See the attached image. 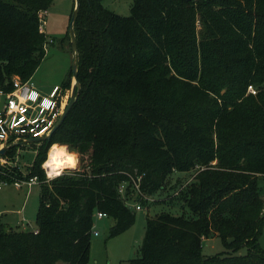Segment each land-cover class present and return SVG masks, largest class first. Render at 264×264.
Masks as SVG:
<instances>
[{
	"label": "trees",
	"instance_id": "16d2710c",
	"mask_svg": "<svg viewBox=\"0 0 264 264\" xmlns=\"http://www.w3.org/2000/svg\"><path fill=\"white\" fill-rule=\"evenodd\" d=\"M52 1L0 0L2 89L13 75L29 80L44 58L40 19ZM101 1H79V87L63 122L25 173L0 163V180L39 184L35 228L0 220V264H87L95 212L113 219L110 236L121 233L135 220L132 179L153 196L190 170L192 180L151 201L181 212H147L129 264H264V0H131L127 15ZM70 80L71 69L61 85ZM54 143L80 166L46 179ZM212 232L225 250L204 254Z\"/></svg>",
	"mask_w": 264,
	"mask_h": 264
},
{
	"label": "rangeland",
	"instance_id": "374dc122",
	"mask_svg": "<svg viewBox=\"0 0 264 264\" xmlns=\"http://www.w3.org/2000/svg\"><path fill=\"white\" fill-rule=\"evenodd\" d=\"M101 2L103 6L120 15H127L129 13L131 0H102ZM73 5L74 0H53L48 9L45 10L46 12L41 13V18L45 21L41 26L42 30L45 29L48 41L46 43L44 58L29 79L32 84L39 88L47 90L55 84L61 85L71 69V47L66 30ZM50 38L52 41H50ZM71 82L72 79L66 88L70 89ZM62 145L69 152L74 153L77 160L74 166L64 167L61 172L80 166L79 154L75 151L73 152L67 145ZM39 146L38 142L17 144L16 148L13 149V153L0 156V163L15 165L25 173L27 167L32 163ZM43 173L45 172L43 171ZM194 174L193 170L172 172L167 180L165 189L156 192L150 198L141 196L142 198H139V200L135 198L134 202V191V194H132L130 200H127V203L133 206L138 202L141 204V208L135 209L134 206L132 207L135 211V220L132 225L121 233L110 236L109 227L113 223V219L109 216L98 217L95 212L93 214V227L89 239L87 264H129V260L138 255V249L144 233L146 213L153 214L160 209L170 210L174 213L181 212L179 204H153L151 201L154 198L167 197L169 192H173L179 186L192 180ZM260 185L264 186V180L263 182L260 180ZM38 203V182L31 183L30 185L22 183L20 187H16L13 182L3 183L2 189H0V220L12 228L33 229L36 226L35 214ZM258 243L264 249V218ZM222 250H225V247L217 233L212 232L210 236L202 239V253L214 254ZM244 251L245 248L240 250L241 253Z\"/></svg>",
	"mask_w": 264,
	"mask_h": 264
},
{
	"label": "built area",
	"instance_id": "2783aa9c",
	"mask_svg": "<svg viewBox=\"0 0 264 264\" xmlns=\"http://www.w3.org/2000/svg\"><path fill=\"white\" fill-rule=\"evenodd\" d=\"M43 12L45 13V11ZM41 20L42 25L43 19L41 18ZM41 25L40 28L42 29ZM11 84L10 90H4L0 87V147L13 142L25 141L29 138L48 136L62 113L70 93V89L57 84L46 91H42L29 80H22L17 75L12 77ZM247 89L252 93L255 92L252 85H248ZM36 142L39 145L42 141ZM43 164L44 162L41 166L45 171L46 179H51L62 171L61 169L59 173L48 174ZM138 180L139 177L137 180L132 179L135 187L134 202L136 196H140V194L144 198H150V196L140 192ZM12 182L16 187H20L22 183L30 185L38 182V180L36 176H32L28 179L15 178ZM3 183L6 182L0 180V188ZM126 184V182H122L118 187L122 196H126ZM132 194L134 191L129 193V200ZM130 206H134L135 209L141 208V204L138 202ZM96 215L98 217L106 216L101 211L96 212Z\"/></svg>",
	"mask_w": 264,
	"mask_h": 264
},
{
	"label": "water",
	"instance_id": "95a60500",
	"mask_svg": "<svg viewBox=\"0 0 264 264\" xmlns=\"http://www.w3.org/2000/svg\"><path fill=\"white\" fill-rule=\"evenodd\" d=\"M79 1L80 0H74V5L73 9L71 11L68 24H67V33L69 35V40H70V47H71V55H72V62H71V87H70V93H69V98L63 108L62 113L58 117L51 133L46 136V137H37V138H29L25 141L21 142H13L7 145H4L0 147V156H2L10 147L16 146L17 144H25L28 142H36V141H44L50 138L52 133L60 126V124L63 122L66 114L68 113L70 107L72 106L75 98L77 97L78 93V87H79V82L77 78V67H78V50H77V45H76V39H75V34H74V29H73V22L77 16L78 8H79Z\"/></svg>",
	"mask_w": 264,
	"mask_h": 264
},
{
	"label": "bare ground",
	"instance_id": "6f19581e",
	"mask_svg": "<svg viewBox=\"0 0 264 264\" xmlns=\"http://www.w3.org/2000/svg\"><path fill=\"white\" fill-rule=\"evenodd\" d=\"M47 157L44 160V166L48 174L59 173L61 169L67 166H74L76 164L77 157L74 153L62 144H52L48 148Z\"/></svg>",
	"mask_w": 264,
	"mask_h": 264
},
{
	"label": "crops",
	"instance_id": "0c3cea01",
	"mask_svg": "<svg viewBox=\"0 0 264 264\" xmlns=\"http://www.w3.org/2000/svg\"><path fill=\"white\" fill-rule=\"evenodd\" d=\"M46 12V11H45ZM45 21L43 20V23H44ZM43 29V28H42ZM45 30V29H44ZM45 32V31H44ZM36 86V85H35ZM37 87V86H36ZM37 88H39V87H37ZM40 90H42V91H46V89H43V88H39ZM49 89V88H48ZM47 89V90H48ZM0 189H2V187L0 188Z\"/></svg>",
	"mask_w": 264,
	"mask_h": 264
}]
</instances>
